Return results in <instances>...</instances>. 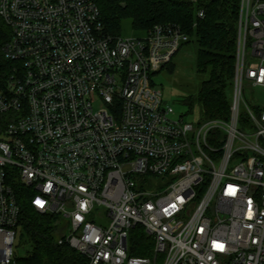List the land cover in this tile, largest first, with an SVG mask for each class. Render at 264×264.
Wrapping results in <instances>:
<instances>
[{"label": "built area", "instance_id": "2783aa9c", "mask_svg": "<svg viewBox=\"0 0 264 264\" xmlns=\"http://www.w3.org/2000/svg\"><path fill=\"white\" fill-rule=\"evenodd\" d=\"M0 17V264H19L24 197L87 264H264V99L246 98L264 93V0H239L226 117L195 122L151 80L178 24L111 34L94 0H0Z\"/></svg>", "mask_w": 264, "mask_h": 264}, {"label": "trees", "instance_id": "16d2710c", "mask_svg": "<svg viewBox=\"0 0 264 264\" xmlns=\"http://www.w3.org/2000/svg\"><path fill=\"white\" fill-rule=\"evenodd\" d=\"M106 32L120 34V23L130 18L134 30L147 33L159 23H175L194 42L195 68L204 75L195 95L181 101L198 104L201 118L226 117L234 76L239 0H94ZM203 9L204 15L197 16ZM10 28L0 17V47L10 37ZM184 42V43H185ZM172 59L164 67L172 71ZM1 65L6 64L0 54ZM163 67V68H164ZM19 227L27 236L29 250L22 264H87L67 243H58L59 216L40 213L28 198L21 199ZM137 252V251H136ZM138 253H141L138 251Z\"/></svg>", "mask_w": 264, "mask_h": 264}, {"label": "rangeland", "instance_id": "374dc122", "mask_svg": "<svg viewBox=\"0 0 264 264\" xmlns=\"http://www.w3.org/2000/svg\"><path fill=\"white\" fill-rule=\"evenodd\" d=\"M143 33L133 29L130 18H124L120 23V35L125 37L141 36ZM195 50L196 44L194 42L182 43L178 51L172 58L173 70L170 71L167 67L162 68L160 71L151 75V80L154 86L161 90L163 101L165 104L170 105L173 108L174 114L172 118H177L179 115H183L186 121H197L201 119L200 109L198 104L192 105V110H189V106L183 103L181 99L186 95H195L199 88L201 80L205 77L197 73L195 68ZM260 90L254 92H246V98L258 97L264 99V93H260ZM103 107V103L100 99H96L93 102V108L95 110ZM150 185L148 189H152L154 182L152 177L149 176ZM157 185H161V182L157 179L155 181ZM64 223V220H60ZM57 221V223H60ZM29 250L27 236L18 228L17 235L14 242V255L17 259H22L27 256ZM19 264H22L19 261Z\"/></svg>", "mask_w": 264, "mask_h": 264}, {"label": "snow or ice", "instance_id": "6c2138e0", "mask_svg": "<svg viewBox=\"0 0 264 264\" xmlns=\"http://www.w3.org/2000/svg\"><path fill=\"white\" fill-rule=\"evenodd\" d=\"M37 203H41L40 201H37Z\"/></svg>", "mask_w": 264, "mask_h": 264}]
</instances>
